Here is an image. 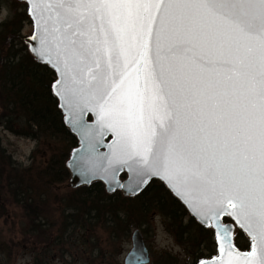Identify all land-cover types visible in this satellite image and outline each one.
Masks as SVG:
<instances>
[{"label":"snow or ice","instance_id":"obj_1","mask_svg":"<svg viewBox=\"0 0 264 264\" xmlns=\"http://www.w3.org/2000/svg\"><path fill=\"white\" fill-rule=\"evenodd\" d=\"M28 2L79 166L166 181L215 229L211 264H264V0Z\"/></svg>","mask_w":264,"mask_h":264},{"label":"trees","instance_id":"obj_2","mask_svg":"<svg viewBox=\"0 0 264 264\" xmlns=\"http://www.w3.org/2000/svg\"><path fill=\"white\" fill-rule=\"evenodd\" d=\"M15 9L13 15L0 23V126L31 138L52 137L57 143L63 142L65 148L61 155L51 156L45 167H28L22 173L15 169V177L8 184L12 187L14 200L31 222L30 231L41 232L40 236L46 238L44 231L52 229L54 223L39 207V204L43 206L49 202L45 192H41L69 178L65 162L77 140L64 125L58 101L52 94L51 86L56 80L54 70L33 58L26 47V38L20 34L23 22L29 20L28 12L18 6ZM58 148L57 144L55 150ZM6 164L14 167L0 143V176ZM62 204L68 210L62 217L65 229L75 226L80 231L79 236L85 235L89 240L93 225L109 230L111 236L118 231L127 235L133 227L148 228L147 212L159 209L166 219V229L192 257L191 264L211 258L219 250L215 231L198 223L158 179H151L134 195H123L119 189L107 193L102 182L93 181L71 188ZM224 219L230 220L229 217ZM61 237L62 234L55 238ZM233 238L238 249H250V240L240 229ZM158 264L181 263L176 256L165 252Z\"/></svg>","mask_w":264,"mask_h":264},{"label":"rangeland","instance_id":"obj_3","mask_svg":"<svg viewBox=\"0 0 264 264\" xmlns=\"http://www.w3.org/2000/svg\"><path fill=\"white\" fill-rule=\"evenodd\" d=\"M15 6L19 9L25 8L28 12L27 4L23 1L0 0V23L13 15ZM32 30L33 22L29 17V20L23 22L20 34L27 38L32 34ZM17 46L18 44L15 47ZM26 47L28 49L27 42ZM0 143L14 162V167L6 164L0 176V264H123L124 256L131 248L130 235L135 227L131 228L127 235L118 231L111 236L109 230L100 225H93L90 240L85 235L79 236L80 231L75 226H71L70 230L65 229L62 217L68 210L64 209L62 201L73 188L69 185V178L42 189L41 193L45 192L49 202L43 206L39 204V207L49 221L54 223L52 229L44 231L46 238L40 236L41 232L30 231L31 222L24 209L13 198L12 187L8 184L10 179L15 177V169L22 173L23 169L28 167H45L51 156L55 153L61 155V151H64L63 142L57 143L54 138L45 135L31 138L0 126ZM57 144L59 148L55 150ZM124 177L125 174H122V178ZM146 218L148 228H136L141 230L148 247V264H158L165 252L176 256L178 263L191 264L190 254L186 253L166 229L163 213L159 209H152L147 212ZM237 229L235 227L234 234ZM60 234L62 237L56 240L55 237Z\"/></svg>","mask_w":264,"mask_h":264},{"label":"water","instance_id":"obj_4","mask_svg":"<svg viewBox=\"0 0 264 264\" xmlns=\"http://www.w3.org/2000/svg\"><path fill=\"white\" fill-rule=\"evenodd\" d=\"M19 1H23L27 4L28 15L33 22L32 34L26 38V42L28 44L29 52L36 61L41 62V63H45L43 60H41L38 57L37 53L34 51L35 48L39 47V39L38 38L35 40L31 39V37H33V35L36 34L35 22H34V18L32 16V14H31V5L28 2V0H19ZM45 64H47L50 68H52L56 74V80L52 83V86H51L52 94L56 97V99L58 101V107L63 114L64 125L69 130V132L75 136V138L77 140V145L71 149L69 156H68V159L65 162L66 168L68 169V171L70 173L69 185L71 187H78L81 185H88L93 181H100L103 183L104 188L108 193H111L114 190L119 189L125 195H134V194L138 193L139 191H141L151 181V179H158L164 184V186L168 189V191L183 204V206L185 207L187 212L198 223H200L204 226H207L205 223H203L201 221L200 217L196 216L193 213L192 209L185 202V200L182 197L177 196L175 194L174 190L167 184V182L161 180L158 177H155V176L144 177L143 179L146 182L142 183L141 178L134 177L131 173H129L127 171V169L120 171L115 176H113L111 174V172H104L101 170H97L95 172H86L85 170H83L79 166L78 161H79L82 153L84 152L85 145L83 142V138L80 134V131L78 129V126L75 123V112H74V110H70L66 106L63 96L59 95L57 93L56 81L59 79V73L57 72L56 68L50 63H45ZM88 122L94 123V116ZM111 139H112V137L110 135L107 136L104 140V143L108 144L111 141ZM99 151L100 152H107L108 148L101 146L99 148ZM122 174H125L124 178H122ZM229 218L231 219V221L229 223H231L233 225L234 229H235V227L240 229L238 225H235V221L231 217H229ZM212 229L215 231L214 228H212ZM240 230H242V229H240ZM242 231L244 232V230H242ZM244 233L247 236V238L250 240L247 233L246 232H244ZM233 235H234V233H233ZM216 239H217V237H216ZM130 240H131V248L125 254L124 259H123V264H148L150 261L149 250H148L147 245L145 244L142 232L139 228H135L131 231ZM217 242H218V240H217ZM233 243H234V238H233ZM218 245H219V243H218ZM238 250L241 253L250 251V249L247 251H242L240 249H238ZM219 256H220V253L218 250V253L215 256L208 258V259H204V260L200 261L198 264H211L212 260L214 258L219 257Z\"/></svg>","mask_w":264,"mask_h":264},{"label":"flooded vegetation","instance_id":"obj_5","mask_svg":"<svg viewBox=\"0 0 264 264\" xmlns=\"http://www.w3.org/2000/svg\"><path fill=\"white\" fill-rule=\"evenodd\" d=\"M73 188H75V187H73Z\"/></svg>","mask_w":264,"mask_h":264}]
</instances>
